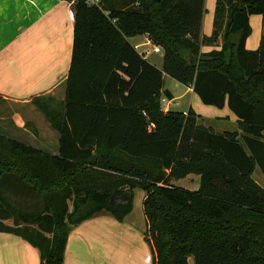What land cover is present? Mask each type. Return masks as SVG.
<instances>
[{"label": "trees", "instance_id": "obj_1", "mask_svg": "<svg viewBox=\"0 0 264 264\" xmlns=\"http://www.w3.org/2000/svg\"><path fill=\"white\" fill-rule=\"evenodd\" d=\"M204 12L205 0H74L63 106L33 99L58 154L0 133V232L27 241L41 264H64L68 234L92 216L122 221L136 188L152 264H264V181L253 176H264V33L246 48L264 0H217L210 36ZM143 34L162 48L161 69L127 40ZM163 73L204 104H227L241 132L216 133L192 108L164 111ZM191 174L197 190L171 182Z\"/></svg>", "mask_w": 264, "mask_h": 264}, {"label": "crops", "instance_id": "obj_2", "mask_svg": "<svg viewBox=\"0 0 264 264\" xmlns=\"http://www.w3.org/2000/svg\"><path fill=\"white\" fill-rule=\"evenodd\" d=\"M216 1L205 0L202 36H210L213 32ZM73 2L0 0V107L3 104L15 107H11L8 114L0 111V133L53 155L58 154L59 135L34 105L33 99L49 96L53 99L52 106H63L73 43ZM249 23L252 33L246 40V48L256 50L264 33L263 16L253 14ZM133 38L138 40L133 43L130 41ZM127 40L140 54L149 50V46H155L146 34L128 37ZM214 49L220 47L203 45L201 50L209 52ZM160 51L163 56L161 47L158 52L144 54V58L158 69L162 63L159 66L152 56ZM186 87L192 93L186 108H172V105H177V98L167 90L171 98L162 96L164 111L185 113L192 108L198 115V123L213 128L216 133L241 132L238 117L227 104L223 108L204 104L193 87ZM231 124H235L237 129L229 130ZM185 178L197 179L193 189L178 185L179 180L171 182L190 190L199 188V175L191 174ZM132 193V209L122 221L100 212L70 231L64 264L153 263L152 247L144 239L147 229L142 206L145 192L136 189ZM0 264L41 263L38 250L27 241L11 233L0 232Z\"/></svg>", "mask_w": 264, "mask_h": 264}, {"label": "rangeland", "instance_id": "obj_3", "mask_svg": "<svg viewBox=\"0 0 264 264\" xmlns=\"http://www.w3.org/2000/svg\"><path fill=\"white\" fill-rule=\"evenodd\" d=\"M138 40V38H133V39H130L131 42L135 43L136 41ZM149 49H151V47L149 46ZM152 58L156 61V63L160 66V64L162 63V52L160 51L159 53L157 54H154L152 56ZM168 90L170 91L171 93L174 94V96L177 98L176 102H177V105H172L171 107L174 108L175 110H178V109H185L186 106H187V103H189L191 101V96H192V93H189L188 90H187V87L179 82H177L176 80L172 79L171 77H169L168 75L164 74L163 75V88H162V95L165 96V91ZM162 105L163 104V101H162ZM15 109L14 106H11ZM9 107L8 105L6 104H3L1 107H0V111H2L3 113H10L12 108ZM47 122V121H46ZM228 127V126H227ZM229 130H235L237 129L236 125L235 124H231V126L228 128ZM54 132V131H53ZM54 134H57L56 132H54ZM262 172L259 168H257L254 172V177L255 179L259 182V183H263L264 181V178H262L261 176ZM196 178H191V179H187L184 178V179H179V182H178V185H181V186H188L189 188L193 189V187L196 185ZM178 181V180H177ZM199 184V182H198ZM136 189H139V188H136ZM134 189V190H136ZM133 190V191H134ZM138 191V190H137ZM136 191V192H137ZM133 202V200H132ZM7 223L11 224V221H8ZM189 264H194V259L193 257H190L189 259Z\"/></svg>", "mask_w": 264, "mask_h": 264}, {"label": "built area", "instance_id": "obj_4", "mask_svg": "<svg viewBox=\"0 0 264 264\" xmlns=\"http://www.w3.org/2000/svg\"><path fill=\"white\" fill-rule=\"evenodd\" d=\"M100 0H88V3L89 4H98ZM150 51H153V52H158L159 51V47L158 46H152L151 49L149 50H145L143 53L146 54L147 52H150ZM143 54V55H144ZM145 56V55H144ZM164 101V99H161V102ZM185 114H187V112H185ZM149 130H150V127H149Z\"/></svg>", "mask_w": 264, "mask_h": 264}, {"label": "water", "instance_id": "obj_5", "mask_svg": "<svg viewBox=\"0 0 264 264\" xmlns=\"http://www.w3.org/2000/svg\"><path fill=\"white\" fill-rule=\"evenodd\" d=\"M192 62H193V65H196V59L195 58H193Z\"/></svg>", "mask_w": 264, "mask_h": 264}]
</instances>
